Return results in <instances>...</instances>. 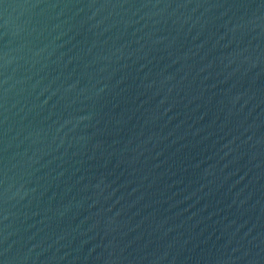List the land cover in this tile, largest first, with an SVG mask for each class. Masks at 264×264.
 I'll use <instances>...</instances> for the list:
<instances>
[{
	"label": "water",
	"instance_id": "1",
	"mask_svg": "<svg viewBox=\"0 0 264 264\" xmlns=\"http://www.w3.org/2000/svg\"><path fill=\"white\" fill-rule=\"evenodd\" d=\"M0 264H264V0H0Z\"/></svg>",
	"mask_w": 264,
	"mask_h": 264
}]
</instances>
